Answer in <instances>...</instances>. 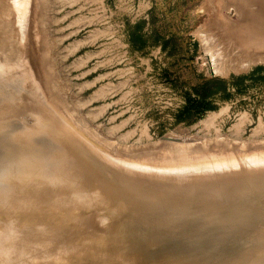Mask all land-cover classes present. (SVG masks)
I'll list each match as a JSON object with an SVG mask.
<instances>
[{
  "label": "rangeland",
  "instance_id": "obj_1",
  "mask_svg": "<svg viewBox=\"0 0 264 264\" xmlns=\"http://www.w3.org/2000/svg\"><path fill=\"white\" fill-rule=\"evenodd\" d=\"M0 6V211L28 223L0 264H264V48L237 3ZM12 141L33 157L3 163Z\"/></svg>",
  "mask_w": 264,
  "mask_h": 264
},
{
  "label": "bare ground",
  "instance_id": "obj_2",
  "mask_svg": "<svg viewBox=\"0 0 264 264\" xmlns=\"http://www.w3.org/2000/svg\"><path fill=\"white\" fill-rule=\"evenodd\" d=\"M226 2H229V3H237L240 7H241V10H242V21L243 22H241V25H240V27H237L236 28V30H237V34H238V36L240 35V37H242L241 39L244 41V44H247L246 45V47L249 49V50H251L250 49V47H252V48H259V47H263L264 48V0H225ZM9 2V1H8ZM11 3L13 4H15V1H11ZM17 3V2H16ZM4 6V5H3ZM16 7H17V5H15ZM1 7V6H0ZM17 9H19V7L17 8ZM0 10H2V7H1V9ZM17 12V11H16ZM20 13V12H19ZM3 15V14H2ZM17 15H19V14H17ZM2 17V16H1ZM3 19H4V16H3ZM9 19V18H8ZM0 20H1V18H0ZM5 20V19H4ZM9 21V20H8ZM18 22V21H17ZM22 22V21H21ZM225 22V21H224ZM226 22H228V21H226ZM6 23H8V22H1L0 23V33H1V35H2V29H3V27H4V25L6 24ZM224 24V23H223ZM226 24V23H225ZM224 24V25H225ZM229 24V23H228ZM21 25V24H20ZM17 28V27H16ZM221 28H222V26H221ZM18 29V28H17ZM20 30V29H19ZM14 32V31H13ZM223 33V32H222ZM0 35V36H1ZM226 35V34H225ZM230 36V35H229ZM208 37V36H207ZM221 37H222V35H221ZM0 38H2V36L0 37ZM226 38V37H225ZM3 39V38H2ZM223 39H224V37H223ZM1 40V39H0ZM226 40H228V39H226ZM212 40L210 39V42H211ZM1 42V41H0ZM210 42H205V44H204V46L206 47V43H207V46H209V47H206V49L208 48H211V47H213L212 46V42L210 43ZM3 43V42H2ZM215 44V43H214ZM1 45V44H0ZM3 46V45H2ZM215 46V45H214ZM230 47V46H229ZM4 48V47H3ZM12 49V48H11ZM212 49V48H211ZM211 51V50H210ZM234 51H236L235 49H234ZM212 52H213V49H212ZM212 55V54H211ZM242 56V55H241ZM1 57V56H0ZM251 56H249V59H251L250 58ZM240 58V57H239ZM243 58H244V56H243ZM247 59H248V57H247ZM259 59V58H258ZM237 60V59H236ZM262 60H263V58H262ZM233 61H235V60H233ZM260 61H261V59H260ZM4 62V61H3ZM7 62V61H6ZM231 62V61H230ZM253 62V61H252ZM227 64H229L228 62H227ZM232 65H233V63H232ZM245 65V64H244ZM244 65H242L243 67H244ZM241 66V65H240ZM239 66V67H240ZM247 66V65H246ZM242 67V68H243ZM238 68V67H237ZM237 68H236V70H237ZM241 67L240 68H238V70L239 69H242ZM245 68V67H244ZM243 68V69H244ZM233 69H235V68H233ZM1 79V78H0ZM9 85V84H8ZM2 96V95H1ZM19 97H20V95H19ZM13 97L11 96V99H12ZM26 129V128H25ZM24 129V130H25ZM22 131V130H21ZM25 132V131H24ZM26 134V133H25ZM2 135V133L0 134V136ZM5 135V133L3 134V136ZM8 136V135H7ZM9 136H12V135H9ZM14 136V135H13ZM178 146V145H177ZM203 146V145H202ZM181 147V146H180ZM185 147V146H184ZM205 147V146H204ZM15 148H18L19 150H21L22 149V152H23V156L21 157V155L20 154H18V155H7V158H5L4 159V162L3 163H5V162H7L8 160H11V159H15V160H24V161H21V162H26V161H28L29 159H31L32 157H33V152H34V150L36 149V148H34L33 146H31V149H33V151H31V150H26L25 148H21V146L18 144V143H16L15 141H12L11 143H3L2 144V150H4V151H7V150H13V151H15ZM189 149V148H188ZM19 150H16V151H19ZM51 150V151H50ZM52 150H54V148H50V147H48V150H46L48 153H50V154H54V153H52ZM175 150H176V147H175ZM178 150V149H177ZM181 150V149H180ZM208 150V149H207ZM179 151V150H178ZM204 151H206V150H204ZM3 152V151H2ZM0 153V155L2 154V155H4L3 153ZM200 161H202V160H200ZM199 161V162H200ZM206 161V160H205ZM207 161H208V159H207ZM209 161H211V160H209ZM213 161V160H212ZM195 162V161H194ZM198 162V161H197ZM140 167H142V166H140ZM139 167V168H140ZM203 167V166H202ZM219 167V166H218ZM233 167V166H232ZM236 167V166H235ZM33 168H35V169H37L36 171L38 172V171H41L40 169L42 168V167H37V166H33ZM192 168V167H191ZM216 168V167H215ZM221 168V167H220ZM255 168V167H254ZM255 169H257V168H255ZM260 169H262L261 167H260ZM257 170H259V168L257 169ZM170 171V170H169ZM178 171V170H177ZM214 171V170H213ZM209 172V171H208ZM221 172H223V171H221ZM7 173H10V172H7ZM153 173V172H152ZM161 173V172H160ZM215 173H218V172H215ZM23 174V179L22 180H24L25 179V175H26V172H23L22 173ZM156 174V173H155ZM165 174V173H164ZM168 174V173H167ZM172 174V173H171ZM201 174V173H200ZM158 175H159V173H158ZM204 175V174H203ZM208 175V174H207ZM229 175H231L230 173H229ZM173 176H175V175H173ZM190 176H192V175H190ZM221 176V175H220ZM219 176V177H220ZM222 176H224V175H222ZM175 177H177V175L175 176ZM209 177V176H208ZM1 178H3V177H0V179ZM210 178H211V176H210ZM214 178V177H213ZM213 178H212V181H213ZM215 179V178H214ZM4 180H6V177L4 178ZM207 180H211V179H207ZM212 192H214V191H212ZM211 192V193H212ZM219 193V192H218ZM75 196H79L78 194H75ZM74 196V197H75ZM78 198V197H77ZM76 199V198H75ZM5 204H6V206H5V209H4V211H0V243H3V242H7V244H6V246H8L9 247V251H12V245H11V243L10 242H8L10 239H12L13 238V236H14V238H13V243H15L16 242V239H17V237L19 236V234L22 232V230L24 229L23 227H26L27 226V224L28 223H26V224H24V225H21V224H19V223H14L13 221H11L10 220V214H8L6 211H7V209H8V205H7V202H5ZM7 207V208H6ZM75 208V207H74ZM83 209V208H82ZM66 211V210H65ZM67 212V211H66ZM3 216H4V219H3ZM26 220H28V219H26ZM15 226H14V225ZM26 225V226H25ZM30 225V224H29ZM30 228L31 229H33V230H35V228L32 226V225H30ZM36 229H38V228H36ZM48 245V243H43L41 246H43V247H41L42 249L44 248V247H46ZM36 246H38V245H36ZM39 247V246H38ZM48 254V253H47ZM46 254V255H47ZM30 258H36V257H38V254L36 255V254H32V255H30L29 256ZM50 257V256H49ZM40 259H42V260H44L43 258H40ZM30 260V259H29ZM35 260H37V258L35 259ZM18 262H19V264H28V260L26 261V262H20L19 260H18ZM47 262L46 261H44V262H41V261H38V262H35V263H33V264H46Z\"/></svg>",
  "mask_w": 264,
  "mask_h": 264
}]
</instances>
